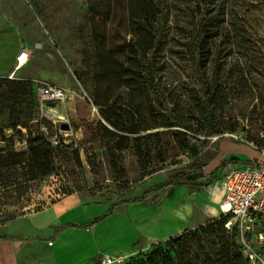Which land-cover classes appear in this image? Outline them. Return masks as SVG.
I'll return each instance as SVG.
<instances>
[{
	"label": "rangeland",
	"instance_id": "obj_1",
	"mask_svg": "<svg viewBox=\"0 0 264 264\" xmlns=\"http://www.w3.org/2000/svg\"><path fill=\"white\" fill-rule=\"evenodd\" d=\"M160 2V16L142 32L144 52L134 43L135 0L4 2L0 12L31 57L14 81L0 78V237L12 222L72 194L101 202L98 214L126 202L162 203L177 174H196L215 158L219 138L264 158V0L233 4L238 19L225 18V0H203L199 9L192 0ZM201 28L212 37L198 70ZM24 79L59 85L68 97L48 104L42 117L31 86L19 85ZM102 126L115 136L98 138ZM216 172L185 186L207 199ZM212 220L198 209L180 248L151 243L113 264H154L149 254L158 248L168 264H210L231 241L219 229L201 241L199 227Z\"/></svg>",
	"mask_w": 264,
	"mask_h": 264
},
{
	"label": "crops",
	"instance_id": "obj_2",
	"mask_svg": "<svg viewBox=\"0 0 264 264\" xmlns=\"http://www.w3.org/2000/svg\"><path fill=\"white\" fill-rule=\"evenodd\" d=\"M4 2L6 0H0V8ZM11 27L8 18L0 12V78L14 72L18 53L26 50L20 47L21 40L18 42ZM5 58L9 60L7 66L2 65ZM215 143L218 151L205 165V178L229 157L264 161L256 151L230 138H219ZM216 180L207 199L199 200L200 194L195 195L186 186H171L162 203H151L145 208V202H126L114 206L108 213L103 208L99 214L94 205L101 202L68 195L33 217L10 224L8 233L0 237V264H93L104 256H127L151 243L168 241L192 225L198 209L211 219L220 216L222 192ZM130 205L140 208L130 212ZM12 225L20 226V230L15 232ZM24 228L28 234L22 232Z\"/></svg>",
	"mask_w": 264,
	"mask_h": 264
},
{
	"label": "built area",
	"instance_id": "obj_3",
	"mask_svg": "<svg viewBox=\"0 0 264 264\" xmlns=\"http://www.w3.org/2000/svg\"><path fill=\"white\" fill-rule=\"evenodd\" d=\"M29 59L30 53L27 50L20 51L16 57L15 70L9 78L12 79ZM31 81L37 88L36 98L42 117H48V104L64 102L68 97L67 91L59 85L40 80ZM250 164L241 166L228 162L219 170L216 180L222 192L219 209L220 215L229 217L225 228L231 230L235 226L236 241L248 264H264V232L260 230L264 223V161L256 159L250 161ZM114 261L104 256L101 264H113Z\"/></svg>",
	"mask_w": 264,
	"mask_h": 264
},
{
	"label": "trees",
	"instance_id": "obj_4",
	"mask_svg": "<svg viewBox=\"0 0 264 264\" xmlns=\"http://www.w3.org/2000/svg\"><path fill=\"white\" fill-rule=\"evenodd\" d=\"M192 1L197 3L196 7L198 9L203 4V0H192ZM227 2L229 6H227ZM225 3H226L225 14H224L225 18L226 16H228L229 18L238 19L240 13L237 12L233 8V4H239L242 6L243 4L251 5L250 4L251 0H225ZM230 4H232V8H229ZM160 5H161L160 0H135V6L138 11H136V13L131 16V18H132V24H133V33L135 34V38H134L135 48L139 52L145 51V49L143 48V45L146 43V38L143 36L142 32L144 31V33H146L147 26L153 25L156 19L160 16V13H161ZM248 9L247 11H249ZM137 16L141 17L142 20L141 21L137 20L136 19ZM138 34H139V40L137 39ZM200 35H203V38L200 41L199 46L197 47V49L199 50V54H200L199 61L197 62L198 70L203 68L206 61H208V56L205 55L204 57L203 53H205L204 47H205L206 41H208V39L212 37V34L209 32V30H206L204 28L200 29ZM205 54H208V52H206ZM8 81H14V80L10 79ZM18 82H19V85L21 83H27L31 86L32 95L35 101L38 103L37 98H36L37 88L34 86L31 79L18 80ZM38 105L39 104H37V106ZM202 106H203V109L205 110L208 123H211V120L213 117V111L210 107L209 102L207 100H203ZM38 112H39V108H38ZM105 119L109 121L107 117H105ZM14 128L17 129V125H15ZM95 129L97 131V128ZM102 129L105 132L104 137L101 136L99 132L97 133V137L101 138V140L104 141V139L107 138L108 136H115V132L112 130H109L105 126H102ZM228 162L238 163L237 160L228 161L224 159L223 162L218 167H216L217 170L221 169ZM205 169H206V166H203L197 170L196 174H193V175L184 174V173L177 174L173 180L174 186H185V185L193 184L195 178L205 177L204 175L206 174ZM213 179H214V176L210 175L208 178V181L213 180ZM228 218H229L228 216L220 215L218 218L213 219L212 222L208 223L206 226L199 227V230L201 232L200 238L202 242L206 241V238L204 237L205 233H207L208 231H210L211 233V231L215 229L222 230L230 237L231 241H233L231 242L227 238L226 242L220 245L221 250H219L217 253H215L211 257L210 264H248V261L242 255L240 247L236 241L237 231H236L235 226L231 227V230H227L225 228V224L227 223ZM186 238H187L186 234H182L180 236L178 235L174 238L169 239V241L171 242L172 246H174L175 248H180L182 242L185 241ZM149 255H150L149 258L154 259V264H168L169 254L163 248H158L156 251L151 252Z\"/></svg>",
	"mask_w": 264,
	"mask_h": 264
},
{
	"label": "bare ground",
	"instance_id": "obj_5",
	"mask_svg": "<svg viewBox=\"0 0 264 264\" xmlns=\"http://www.w3.org/2000/svg\"><path fill=\"white\" fill-rule=\"evenodd\" d=\"M210 208H211V207H210ZM211 210H212V208H211ZM210 212H211V211H210ZM212 212H213V210H212ZM212 212H211V213H212ZM214 213H215V212H214ZM212 216H213V215H212Z\"/></svg>",
	"mask_w": 264,
	"mask_h": 264
}]
</instances>
